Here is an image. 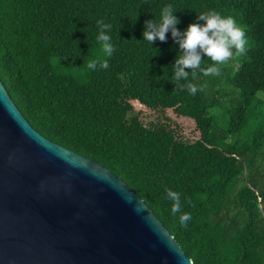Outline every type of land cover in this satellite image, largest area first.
Instances as JSON below:
<instances>
[{"label":"trees","instance_id":"obj_1","mask_svg":"<svg viewBox=\"0 0 264 264\" xmlns=\"http://www.w3.org/2000/svg\"><path fill=\"white\" fill-rule=\"evenodd\" d=\"M167 4L181 31L215 10L250 40L220 76L192 81L206 92L176 90L170 33L142 41ZM100 19L116 50L90 70ZM0 80L38 132L122 179L193 264H264V0H0Z\"/></svg>","mask_w":264,"mask_h":264},{"label":"water","instance_id":"obj_2","mask_svg":"<svg viewBox=\"0 0 264 264\" xmlns=\"http://www.w3.org/2000/svg\"><path fill=\"white\" fill-rule=\"evenodd\" d=\"M0 264H193L119 177L48 139L0 80Z\"/></svg>","mask_w":264,"mask_h":264},{"label":"clouds","instance_id":"obj_3","mask_svg":"<svg viewBox=\"0 0 264 264\" xmlns=\"http://www.w3.org/2000/svg\"><path fill=\"white\" fill-rule=\"evenodd\" d=\"M174 12L176 11L173 6L167 4L161 8L158 20L154 18L146 20L142 31V41H146L151 46L156 41L166 42L168 34H171L172 40L179 48V53L171 65V79L175 82L176 90H186L189 95L194 96L197 92H206L208 85L207 82L197 84L192 81L199 76H220L222 67L227 65L233 57L246 54L248 39L245 29L232 16H224L215 10L202 12L196 19L203 23H190L181 31L176 27L180 20ZM96 23L98 35L95 40L99 45V53L95 58L89 59L86 66L90 70L108 69V58L116 50L108 34L112 26L103 19ZM206 59L210 62L207 65L204 63ZM166 198L172 202V215L176 216L180 213L179 223L187 227L192 217L190 213L182 212L180 193L167 190Z\"/></svg>","mask_w":264,"mask_h":264},{"label":"rangeland","instance_id":"obj_4","mask_svg":"<svg viewBox=\"0 0 264 264\" xmlns=\"http://www.w3.org/2000/svg\"><path fill=\"white\" fill-rule=\"evenodd\" d=\"M250 44H251V43H250V40H248V46H250Z\"/></svg>","mask_w":264,"mask_h":264}]
</instances>
